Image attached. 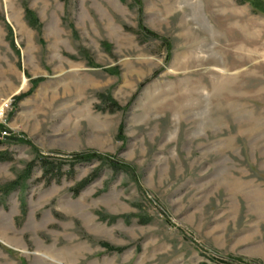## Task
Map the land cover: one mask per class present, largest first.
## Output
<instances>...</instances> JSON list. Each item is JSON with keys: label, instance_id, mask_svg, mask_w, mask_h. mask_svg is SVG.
Masks as SVG:
<instances>
[{"label": "rangeland", "instance_id": "rangeland-1", "mask_svg": "<svg viewBox=\"0 0 264 264\" xmlns=\"http://www.w3.org/2000/svg\"><path fill=\"white\" fill-rule=\"evenodd\" d=\"M0 264H264V14L0 0Z\"/></svg>", "mask_w": 264, "mask_h": 264}, {"label": "trees", "instance_id": "trees-1", "mask_svg": "<svg viewBox=\"0 0 264 264\" xmlns=\"http://www.w3.org/2000/svg\"><path fill=\"white\" fill-rule=\"evenodd\" d=\"M248 3L250 4L251 8L255 13H262L264 14V1L263 0H247ZM43 160V159H42ZM92 182V179H86L85 181L82 182V184L79 186L77 189V192L80 189H83L86 185Z\"/></svg>", "mask_w": 264, "mask_h": 264}]
</instances>
